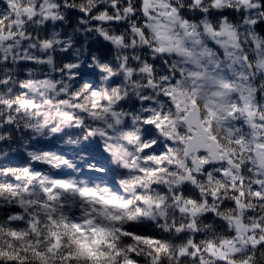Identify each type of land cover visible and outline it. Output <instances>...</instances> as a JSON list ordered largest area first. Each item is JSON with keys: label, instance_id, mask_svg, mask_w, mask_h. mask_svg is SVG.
<instances>
[{"label": "clouds", "instance_id": "9594fccd", "mask_svg": "<svg viewBox=\"0 0 264 264\" xmlns=\"http://www.w3.org/2000/svg\"><path fill=\"white\" fill-rule=\"evenodd\" d=\"M0 264H264V0H0Z\"/></svg>", "mask_w": 264, "mask_h": 264}]
</instances>
